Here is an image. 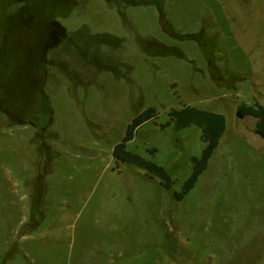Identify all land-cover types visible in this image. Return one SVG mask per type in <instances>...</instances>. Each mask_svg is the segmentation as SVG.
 <instances>
[{
	"label": "rangeland",
	"instance_id": "1",
	"mask_svg": "<svg viewBox=\"0 0 264 264\" xmlns=\"http://www.w3.org/2000/svg\"><path fill=\"white\" fill-rule=\"evenodd\" d=\"M113 12L146 58L101 33ZM241 102L264 106V0H0V264H264V140ZM184 105L226 130L177 200L205 145L196 126H160ZM149 106L127 149L169 188L112 155Z\"/></svg>",
	"mask_w": 264,
	"mask_h": 264
},
{
	"label": "trees",
	"instance_id": "2",
	"mask_svg": "<svg viewBox=\"0 0 264 264\" xmlns=\"http://www.w3.org/2000/svg\"><path fill=\"white\" fill-rule=\"evenodd\" d=\"M169 35L171 34L169 33ZM168 115L169 120L164 124H160L161 127L172 125L174 129H181L189 126H196L200 129L201 139L205 144L200 155H192L190 157L192 165L191 172L184 180L181 190L179 192H174L175 198L181 200L191 191V189H193L199 176L206 169L210 157L225 132L226 118L220 112L201 109L191 105L172 108L169 110ZM236 115L238 117H254L256 119L255 133L264 140L263 105L258 102H255L253 105H247L241 102L236 107ZM156 117L157 110L153 106H149L134 115L131 121L127 124L122 139L113 146L112 155L117 160L133 164L143 169L148 176L158 178L165 188H169L172 184V179L163 166L127 149V142L133 139L137 128L145 122H155ZM152 151H154V149H152Z\"/></svg>",
	"mask_w": 264,
	"mask_h": 264
},
{
	"label": "crops",
	"instance_id": "3",
	"mask_svg": "<svg viewBox=\"0 0 264 264\" xmlns=\"http://www.w3.org/2000/svg\"><path fill=\"white\" fill-rule=\"evenodd\" d=\"M104 2H106L107 0H103ZM137 6V5H136ZM155 8V7H154ZM135 10H138V9H136V8H130V9H127V14L129 13V15H131V17L132 18H134L135 17V15H136V11ZM155 10H156V12H157V18H158V16H159V12L157 11V9L155 8ZM126 12H123V13H126ZM123 13H120V12H113V15H114V17H116V22H117V24H118V30L117 31H115V33H113V32H111L109 29H105V28H100V30H101V33L102 34H104V35H107V36H109V37H111L113 40L115 39V41L118 43V45H117V48H118V52L123 56L122 58H124L125 57V60H127V57L132 53V52H136L137 53V55H139L140 57H141V55H140V53H143L142 55H143V57H145V50H143V48L141 47V45H140V43L138 42V44H137V47H135V48H133L131 45H129V42L127 41V39H129V37H132V33H130V32H128L126 29H125V27L124 26H121V24H119L118 23V19H119V21H121V19H122V15H123ZM72 16H76L77 18H78V15H71V17ZM160 27H161V25H160ZM161 30H162V32H164L166 35H168V36H170L171 37V35H169V34H167L164 30H163V28L161 27L160 28ZM114 55H113V53L112 52H110L109 54H108V58L110 59V60H112V58H114L113 57ZM121 58V59H122ZM146 58V57H145ZM123 62H124V60H123ZM29 126V124L27 123V124H25L24 126H22V127H26V129H27V136H25V137H27L28 139H27V141H28V144H29V146L31 147H29L32 151H33V154H35V157H36V159H38V161H41L42 160V157H43V154H45V156H46V152L48 151V149H49V146L48 145H44V144H42V143H40L41 144V146H39V143H36V145H34L33 143H31L32 141H31V135H34V134H36L37 132H36V129L35 128H29L28 126ZM28 127V128H27ZM12 130V129H11ZM226 130V129H225ZM8 132V131H7ZM7 132H4L5 134L7 133ZM6 136H7V138H8V136L11 138V135H10V132L8 133V134H6ZM13 137H14V135H13ZM9 138V139H10ZM8 140V139H7ZM38 144V145H37ZM28 235L29 234H26V233H24V234H21L20 235V237H19V240H18V242H21V241H23V240H25L27 237H28Z\"/></svg>",
	"mask_w": 264,
	"mask_h": 264
}]
</instances>
